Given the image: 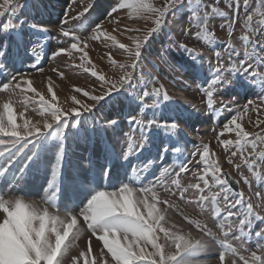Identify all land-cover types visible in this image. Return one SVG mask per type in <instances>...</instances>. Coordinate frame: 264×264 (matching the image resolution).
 Instances as JSON below:
<instances>
[{"label":"snow or ice","instance_id":"1","mask_svg":"<svg viewBox=\"0 0 264 264\" xmlns=\"http://www.w3.org/2000/svg\"><path fill=\"white\" fill-rule=\"evenodd\" d=\"M235 9L233 15L229 16L227 12L222 11L213 4H205L203 0H165L163 6H156L149 0H118L110 6L108 16L111 17L118 9H131L133 12L141 15L143 19L152 20L154 27L146 28L142 36H130L133 41L131 45L120 43L119 48L125 50L130 64H118L120 72L118 79L110 80L103 74L96 71L91 72V76L97 77L100 85V93L93 95L90 91H84L83 95L89 97L93 103L83 104L77 101L73 96L72 100L81 104L84 111L93 113L100 111L101 115L94 123L98 125L91 129L97 133H104L111 129L113 132L123 131L120 121L127 120L128 125L135 130H139L141 139L137 142L130 132H124L126 146L122 153V160L127 162L133 175L139 176L140 172H147L153 161L139 164L130 163L133 157L141 155L148 149L149 143H154L157 139L163 144V147L155 145L158 148L157 156L163 161L171 151L174 156L183 155L186 149L181 146V138L188 140L191 132H197V129L186 130L181 127L184 122V113L186 110L179 107L169 109L168 105L172 98L168 95L163 84L156 87L152 81L146 80L143 75L136 76L135 72L140 64L143 51L148 48L157 33L161 32L166 23L167 17L171 14L175 16L178 13L188 11L190 25L197 29L196 39H201L208 43H214L215 37L209 30V21L213 15H219L225 20L228 36L231 37L234 31V25L239 17V8L241 0H227V7ZM264 5V0H258L257 6ZM244 12L243 25L246 30L253 33L256 28L253 26L254 15L249 11L250 0H243ZM38 2L32 0H2L0 2V18L8 17L6 22L0 25V91L8 92L7 99L0 101V158L7 157L4 163H0V180L9 185V192L15 187L13 183L23 174L26 164L22 163L12 172L14 165L28 145L32 144L38 138L47 139L51 136L59 137L56 164L53 170L52 179L49 182L46 191H52V201L54 202L60 187L57 179L60 176V170L65 160V129L70 127V120L61 108L55 103L49 104L40 93L33 87L32 81L27 79L24 74L13 71L18 58L23 54L25 59L32 61V67L37 71L42 55L37 52H43L47 45L49 29L39 23L32 13L33 9L38 10ZM91 10V6H85L83 11L78 12L76 16L70 17L66 11L64 18L59 25V36L72 41L68 47H60L51 53L56 57L62 53L71 55L73 50L83 52L81 47L83 41L77 36L71 27H65L70 20H78ZM94 23L91 39H100L102 36L107 40L116 41V37L104 29L103 22ZM260 26H264V12L260 13L258 21ZM125 31H139L138 29H125ZM241 39L245 43L243 59L238 62L233 57H239L240 52L231 43L225 44V49L229 56V67H224V62L219 52L215 54L216 63L209 65V78L206 83H201L200 87L205 96V105L208 112L215 115L217 111H224L229 108V103L221 100L220 108L216 107L214 95L216 87L219 86L220 93L231 89L237 82L238 77H243L255 88L260 89V100L264 102V72L259 71L264 67V43H255L249 39V32L245 31ZM218 43V42H217ZM251 45V50L247 47ZM176 48L195 65V75L200 78L201 53L195 49L189 48L186 44H176ZM173 49L172 45H165L160 51V59L174 71H187L184 62H177L175 65L168 58V53ZM86 55V54H85ZM85 57L82 56L81 59ZM111 59V57H109ZM116 64V61H112ZM232 75V80L224 76V72ZM63 76V73H60ZM50 79V78H49ZM151 85V91L148 87ZM27 91H31L39 96V105L41 116L44 117L42 127L39 122L30 123L25 119L22 124H18L16 114L13 110L14 101L12 94L20 95L24 99L25 107L32 103L33 97L27 96ZM49 92L52 87L49 86ZM77 92L83 91L81 88ZM151 103H147V101ZM231 103H235L233 100ZM105 105H117L118 107L111 113L105 111ZM127 106L131 111H137L142 115L146 112L151 113L150 118H140L134 115H125L124 107ZM163 109L164 114L161 115ZM253 101L249 100L244 105L246 112ZM195 110V106H192ZM73 120L80 117L82 113L78 108L73 107ZM23 116V113L20 114ZM240 115L237 110V116H234L228 124L224 125L226 131H235L237 139L230 141L224 139L222 145L227 150L230 144H235L241 153V160L245 166L250 169L256 167L255 160L258 158L264 161V132L252 134L243 130L237 119ZM235 125L234 128L230 125ZM75 126L74 124L72 125ZM87 148L92 145V137L85 138ZM196 149L191 153L192 156L199 155L197 165H203V174L199 171L194 172L200 182L182 184L180 174L188 171L184 164L179 166V171L173 176V170L169 167H163L159 175L153 176L147 184L140 188H134L129 183H121L118 188L113 190H96L82 187L80 190L79 201L83 202V207L79 211L66 212L64 218L60 215H54L48 208L42 207L35 202L28 201L22 196H10L5 198L0 194V264H67L65 259L71 242L79 234L78 223L86 225L93 236L98 234V241L103 243V248L107 251H100L99 257L94 261H86V264H198V257L208 246V240L218 239L216 233L207 223L200 220L188 221V226H195L200 234L199 238L194 237L192 232H185L176 225L165 226V209L158 205H167L174 207L169 199L160 200L156 189L162 188L169 195H176L182 201H186V194L192 191L196 198L195 203L201 208L204 205H211V214L219 222V228L227 231L223 232L224 238L220 240L223 251L219 253L220 264H237V259L242 264H264V215L256 211L253 203L244 198V193L235 186L239 181H234L227 172H223L217 161L209 156V147L207 144L193 142ZM261 150L257 151V146ZM250 146L252 151L247 157L243 156L246 147ZM237 152H231L229 163H233L232 157ZM28 160L31 156L27 157ZM90 160V157H87ZM119 160L120 157H117ZM195 167V165H194ZM240 164H236L239 169ZM112 171V165L108 164L103 169L105 178ZM12 173L9 178V173ZM211 173V183L208 173ZM257 175H259L257 173ZM244 183H249L248 177H243ZM67 186L72 185V181L66 182ZM213 188L218 191H213ZM175 189V191H173ZM91 193V195H89ZM136 193L134 196L133 194ZM150 194V195H149ZM259 195V194H257ZM221 199L223 207H221ZM86 201V202H85ZM190 202V201H189ZM256 238V247L260 250L251 251L245 247L252 237ZM238 242L234 246L228 237ZM163 240V242H160ZM151 248V251L148 248ZM244 252H250V255H243ZM230 253L232 259L226 260ZM110 256V259L107 257ZM78 257L71 258V264H77Z\"/></svg>","mask_w":264,"mask_h":264},{"label":"rangeland","instance_id":"2","mask_svg":"<svg viewBox=\"0 0 264 264\" xmlns=\"http://www.w3.org/2000/svg\"><path fill=\"white\" fill-rule=\"evenodd\" d=\"M2 2V0H0ZM38 2V10L33 9L32 13L36 20L50 31L48 33L47 45L43 52H37V55H42L39 67L41 71H37L32 67V61L25 59L23 54L18 58L13 71H18L25 75V77L32 81L33 87L49 104L55 103L57 107L61 108L69 116L70 127L65 129V160L60 170V176L57 179V184L60 191L57 194L54 202L52 201V191H46L49 182L53 176V170L56 164L59 137L51 136L47 139L38 138L32 144L28 145L23 155L19 157L14 165L12 172L15 171L22 163L26 164L23 174L13 183L15 187L9 192V185L0 180V194H4L5 198L10 196H22L28 201L37 203L38 205L48 208L49 212L54 215H60L64 218L66 212L75 210L79 211L83 207V202L79 201L80 190L82 187L96 190H113L118 188L121 183H129L134 188H140L142 185L148 183L153 179V176L159 175L161 168L169 167L173 170V176L179 171V166L184 164L188 167L187 172L180 174L182 184L197 183L198 176L193 173L199 171L203 174V165H197L199 155L192 156L191 153L195 151L193 142L197 144H207L209 147V156L211 159L218 162L221 170L227 172L235 181H239L240 191L244 193V198L253 203L256 211L260 215H264V161L255 160L256 167L250 169L245 166L241 160V153L235 144H230L227 148L222 145L221 141L228 139L235 141L237 139L235 131H226L224 125L228 124L234 116H237V110L240 115L237 123H240L243 130L252 134H260L264 132V102L260 100V89L255 88L248 83L243 77H238L237 82L233 88L225 90L220 93L219 86L216 87V94L214 100L216 107L220 108V101L224 100L229 103L231 110L217 111L215 115L208 112L204 103L205 96L201 90V83H206L209 78L208 61L212 64L216 63L215 54L220 53L224 62V67H229L228 52L225 49L226 43H231L239 50V57H233L237 62L243 59V51L245 43L241 39L245 31L249 32V39L255 43H264V26H260L258 21L260 13L264 12V5L257 6L258 0H250L249 11L253 12L254 21L253 26L256 31L253 33L250 29L246 30L243 25V17L245 15L243 0H241L239 8V19L234 25V31L231 37L228 36L225 20L219 15H213L209 21V30L213 32L215 37L214 43H208L201 39L195 38L197 29L190 25L189 13L185 11L178 13L175 16L171 14L167 17V23L164 29L157 33L152 40L150 46L143 51L141 61L136 69L135 75H143L146 80L152 81V84L159 87L164 85L168 95L172 98V102L168 105L169 109L179 107L186 110L184 113V122H181V127L186 130L197 129V132H191L187 141L181 138V146L186 149L183 155L174 156L171 151L166 155L165 159L161 161L158 154V148L163 147V144L157 139L154 143H149L148 149L141 155L133 157L130 163L144 164L149 160L153 163L149 166L147 172H140L139 176L133 175L131 168L127 162L122 160V153L126 146L124 132H130L135 141L141 139L139 130L133 131L128 125L127 120L120 121L123 131L113 132L111 129L104 133H97L91 129L98 127L94 123L98 120L101 113L94 111L87 113L82 108L81 104L72 100L75 96L77 101H82L83 104H91L93 101L89 97L83 95L84 91L94 90L93 95L99 94L101 89L97 77L91 76L92 71L98 74H103L110 80L118 79L122 74L118 64H130L132 61L128 53L119 48V44L131 45L133 41L129 40L130 36H142L146 28L154 27L152 20H145L141 15L133 12L131 9H118L111 17L108 16L110 6L116 4L118 0H32ZM150 3L156 6H163L165 0H149ZM205 4L215 3L222 11L227 12L229 16L233 15L235 3L233 8L227 7V0H203ZM85 6H91V10L78 20H70L65 27H71L75 34L81 38L83 43L81 47L83 52L73 50L71 55L62 53L56 57H52L51 53L60 47H68L72 41L59 36V25L64 18L67 11L70 17L76 16L78 12L83 11ZM8 17L0 18V25L6 22ZM103 22L104 29L111 35L116 37V41L107 40L105 37L93 40L91 39L93 33L92 28L94 23ZM125 29H138L139 31H125ZM4 34L0 32V36ZM176 44H186L189 48L195 49L197 53H201L200 78L197 79L195 69L197 65L193 64L187 56L183 55ZM165 45H172L173 49L168 53L169 60L175 65L177 62H184L187 71H174L167 64L160 59V51ZM251 50V45L247 46ZM86 54V55H85ZM264 54V53H262ZM84 56V59L81 57ZM111 57V59L109 58ZM116 61L113 64L112 61ZM259 71L264 72V67ZM63 73V76L60 75ZM224 76L232 80V75L229 72H224ZM50 78V79H49ZM2 79V78H0ZM49 86L52 87V92L48 91ZM81 88L83 91L77 92L76 89ZM151 91V85L148 87ZM27 96L33 97V101L25 107L24 99L20 95L12 94L14 101L13 110L16 114L18 124H22L25 119L30 123L42 127L44 117L41 116V109L38 103L39 96L31 91H27ZM10 93L0 91V101L8 98ZM235 103H231L232 101ZM253 101V106L244 111V105L248 101ZM151 103V101H147ZM192 106H195V110ZM75 107L80 110L82 115L73 120L74 113L71 109ZM117 105H105V111L108 112L109 119L111 113L117 108ZM125 115H134L140 118H150L151 113L146 112L142 115L137 111H131L126 105L123 106ZM163 109L161 115L164 114ZM23 113V116L20 114ZM75 125L74 127L72 125ZM234 128L235 125H230ZM2 135V134H0ZM92 137V145L87 148L85 138ZM261 150L257 146V151ZM252 151L248 146L243 152V156L247 157ZM231 152H237L235 157H232L233 163H229ZM31 156L28 160L27 157ZM90 157V160L87 159ZM117 157H120L118 160ZM7 157L0 158V163H4ZM112 165V171L105 178L103 169L106 165ZM236 164H240L239 169ZM195 165V167H194ZM257 173L259 175H257ZM12 173H9L11 178ZM211 183V173H208ZM248 177L249 183H244L243 177ZM67 181H72L69 187L66 185ZM203 186V185H202ZM158 198L160 200L169 199L172 201L174 207L169 208L167 205H158V207L165 209V226L176 225L177 228H182L185 232L191 231L194 237L199 238L202 234L198 232L195 226H188V221L184 219L187 216L191 220H200L207 223L213 232L216 233L218 239L208 240V246L198 257V264H220L219 253L223 251L220 245V240L224 238L223 232L227 228L221 230L219 222L211 214V205L205 204L203 208L195 203V197L192 191L186 194L187 200L182 201L179 193L172 196L166 193L162 188H157ZM175 191V189H173ZM213 191L218 189L213 188ZM259 194V195H257ZM91 195V193H89ZM134 196L136 193L133 194ZM150 195V194H149ZM190 201V202H189ZM86 202V201H85ZM221 207L223 202L221 199ZM2 218V213H0ZM80 229L79 234L71 245L66 254L67 264H71L72 257H78L77 264H86V261H94L99 257L101 250L106 252L103 248V243L98 241V234L93 236L86 225L78 223ZM229 241L238 246V242L228 237ZM160 242H163L161 240ZM264 243V241H259ZM257 240L252 237L245 247L251 251H257L261 255L260 250L256 247ZM151 251V248H148ZM243 255H250V252H244ZM110 259V256L107 257ZM232 259L230 253L226 256V260ZM237 264H242L237 259Z\"/></svg>","mask_w":264,"mask_h":264},{"label":"water","instance_id":"3","mask_svg":"<svg viewBox=\"0 0 264 264\" xmlns=\"http://www.w3.org/2000/svg\"><path fill=\"white\" fill-rule=\"evenodd\" d=\"M230 177V176H229ZM231 178V177H230ZM232 180H234L233 178H231ZM235 181V180H234ZM238 190H240V186L239 184L235 186Z\"/></svg>","mask_w":264,"mask_h":264}]
</instances>
